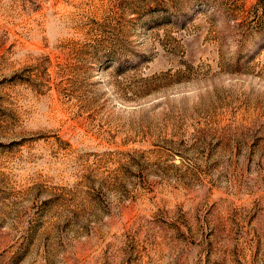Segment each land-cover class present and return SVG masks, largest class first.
<instances>
[{
    "label": "rangeland",
    "instance_id": "1",
    "mask_svg": "<svg viewBox=\"0 0 264 264\" xmlns=\"http://www.w3.org/2000/svg\"><path fill=\"white\" fill-rule=\"evenodd\" d=\"M0 264H264V0H0Z\"/></svg>",
    "mask_w": 264,
    "mask_h": 264
}]
</instances>
